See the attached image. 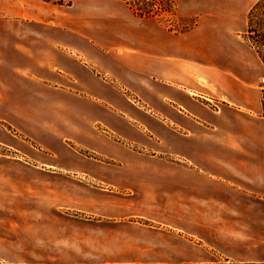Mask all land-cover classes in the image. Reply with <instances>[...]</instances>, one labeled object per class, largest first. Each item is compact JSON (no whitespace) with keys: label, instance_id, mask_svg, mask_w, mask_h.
<instances>
[{"label":"crops","instance_id":"1","mask_svg":"<svg viewBox=\"0 0 264 264\" xmlns=\"http://www.w3.org/2000/svg\"><path fill=\"white\" fill-rule=\"evenodd\" d=\"M260 1L205 0L180 31L124 0L17 3V29L0 37V107L7 93L18 98V73L90 93L110 77L157 111L159 162L101 176L131 188L128 197L47 188L53 206L7 224L1 255L20 264H264V56L251 41ZM146 171L157 172V202L126 183L135 176L124 173ZM73 200L100 217L60 210Z\"/></svg>","mask_w":264,"mask_h":264},{"label":"rangeland","instance_id":"2","mask_svg":"<svg viewBox=\"0 0 264 264\" xmlns=\"http://www.w3.org/2000/svg\"><path fill=\"white\" fill-rule=\"evenodd\" d=\"M45 1L62 3L64 7L72 3V0H0V37L13 35L17 29L11 16L17 3L36 7L37 2ZM124 1L137 14L156 17L178 31L193 26L196 21V15L186 11L205 7V0ZM4 17L10 19L7 25L3 24ZM252 24L255 32L251 41L264 55V0L255 10ZM14 76L10 75L8 80L11 82L14 77L21 92L17 93V99L14 93H7L8 101L0 107L3 135L0 139V264H20L1 255L6 247L4 237L12 230L7 224L15 225L16 217L22 212L53 206L56 197L47 196V188L65 183L72 189L85 188L93 198L100 193L128 197L133 192L131 188L101 176L122 164L159 162L157 111L150 110L139 93L106 76L103 78L110 83L102 82L100 92L93 93L63 90L61 84L53 80L46 83L42 76H36L37 81L19 73ZM52 165H81L83 171H48ZM124 174L135 176L126 180L135 187V197L157 202L156 171ZM72 202L60 210L86 219L100 217L89 207L90 202ZM140 222L149 221L140 219Z\"/></svg>","mask_w":264,"mask_h":264},{"label":"built area","instance_id":"3","mask_svg":"<svg viewBox=\"0 0 264 264\" xmlns=\"http://www.w3.org/2000/svg\"><path fill=\"white\" fill-rule=\"evenodd\" d=\"M262 87H263V90H264V75L262 77Z\"/></svg>","mask_w":264,"mask_h":264},{"label":"trees","instance_id":"4","mask_svg":"<svg viewBox=\"0 0 264 264\" xmlns=\"http://www.w3.org/2000/svg\"><path fill=\"white\" fill-rule=\"evenodd\" d=\"M261 52V51H260ZM263 55V54H262ZM264 56V55H263Z\"/></svg>","mask_w":264,"mask_h":264}]
</instances>
